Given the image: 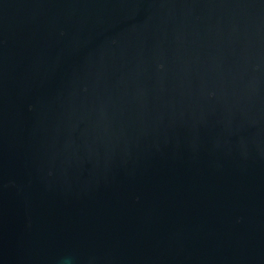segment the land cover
<instances>
[{"label": "water", "instance_id": "1", "mask_svg": "<svg viewBox=\"0 0 264 264\" xmlns=\"http://www.w3.org/2000/svg\"><path fill=\"white\" fill-rule=\"evenodd\" d=\"M0 264H264V0H0Z\"/></svg>", "mask_w": 264, "mask_h": 264}]
</instances>
